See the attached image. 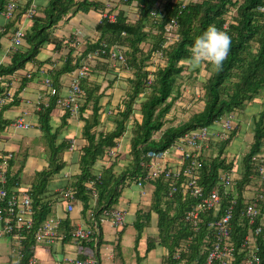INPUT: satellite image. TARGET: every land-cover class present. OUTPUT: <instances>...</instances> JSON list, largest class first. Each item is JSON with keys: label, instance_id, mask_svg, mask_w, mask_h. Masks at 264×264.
Wrapping results in <instances>:
<instances>
[{"label": "trees", "instance_id": "1", "mask_svg": "<svg viewBox=\"0 0 264 264\" xmlns=\"http://www.w3.org/2000/svg\"><path fill=\"white\" fill-rule=\"evenodd\" d=\"M115 1L122 3L121 0ZM9 2L15 3L17 8L13 18L7 21L11 23L17 21L18 28L24 24L25 35L23 43L13 48L16 50L9 56L7 64H0L1 98L12 89V82L9 79L6 80V77L15 76L19 71L24 70L28 63L38 62L37 57L44 47L49 45H55V48L59 46V49L63 47L59 45L54 30L68 15L87 14L90 11L101 12L105 9V6L97 1L48 0L45 4L34 5L35 14L31 19L26 20L24 14L31 8L32 3L25 4V7L22 6L23 8L21 7L18 12L17 9L20 8L17 5L18 0H0V14L4 12ZM122 5L128 8L133 7L134 13L126 11L124 7L116 14L113 22L106 18L102 19L96 26V31L101 36L87 49L97 50L103 45L109 48L113 45L118 46L125 58L123 66L133 71L134 78L127 79L128 86H125L126 92L119 106L111 110L113 111V130L109 133L95 134L94 130L99 125L101 109L99 100L102 94H99L100 86L88 78L96 70L105 69L108 66L106 56L109 52L89 62V76L81 84L83 94L79 100V119L84 121L82 134L85 145L80 152L79 173L76 175V180L68 184L63 191L75 192L76 200L81 201L83 205L82 213L91 211L92 216L87 226L95 229V224L99 226L103 210L117 205L127 183L132 182L137 185L140 181L142 186H152L150 211H152L151 215L154 212L158 218L160 244L170 250L168 264H178L173 259V255L179 244L190 236L194 238L189 246V253H183L182 257L186 259L187 264L193 262L203 264L204 256L200 255V246L205 232V223L211 219V215H209L210 218L201 217V230L195 234L193 228L183 221L194 199L184 198L181 192L175 193L171 199L167 198L169 182L165 181L164 176L145 180L148 172L146 168L148 160L145 155L149 150L167 149L184 133L200 127L212 126L225 115L243 110L247 103L264 95V0H136L122 3ZM113 10H116V7H113ZM171 20H174L177 25L175 31L171 32V35H175L176 38L167 43V27ZM210 25L226 31L232 39V44L222 70L215 71L211 66L204 64L202 68L204 76H200V68L194 71L184 61L191 55L190 48L196 36L202 34ZM7 29H9L8 32L12 29L10 24ZM75 58L70 50L66 60L61 61L57 70L45 71L55 89L60 76L72 77L76 74L80 62L78 63V59ZM45 62L38 66L37 73L46 67ZM149 74L152 75V81L148 84ZM184 75L200 78L198 84L202 93V108L183 124L165 129L158 140H153V136L161 132L164 127V117L182 98L184 86L179 80ZM31 77L27 75L22 77L16 95H19ZM56 96H50L48 106L38 112L40 129L50 156L47 169L35 173L31 186L27 188L31 197L34 222L32 228L24 232L25 239L22 242L24 264L31 256L38 228L50 214L51 205L44 199V195L51 177L63 169L64 164L59 156L68 146L64 141L57 144V134L49 125L51 109L56 101L53 97ZM5 109V107L0 108V118ZM88 109L90 113L87 112ZM65 114L71 117L68 112ZM7 129L9 126H0V133ZM128 133L131 135L129 151L124 154L120 150L115 157H109L108 151L115 147L117 139H122ZM233 134L231 133L232 137ZM230 139L231 137L225 142L214 145L215 156L205 158L203 154L200 158L199 185L205 192L215 187L219 172L234 170V161L229 162L226 156H223ZM263 152L264 112L254 124L253 141L242 158V169L239 168L237 172L234 190L230 192L228 198L223 200L221 206L222 212L229 200L235 199L232 240L236 249L248 232L251 230L250 232L253 233L256 226L260 224V216L252 227L242 219L241 213L247 192L258 195L257 206L260 215H264V178H260L254 161V158L262 155ZM9 162H13L12 158H8L6 179L9 183L6 182L5 187L11 191L15 186L20 188L22 183L18 179V174L9 177ZM98 175L100 178L96 180ZM93 180H95L94 185L90 189L88 186ZM92 190L96 194L95 202L92 199ZM150 211L140 214V221L136 223L139 236L143 224H147L152 217ZM63 223L67 229L70 228L71 223L68 217ZM72 228L67 236L69 240L72 239ZM263 235L264 230L260 236L256 237V244L261 249L259 254L261 264H264ZM80 243L93 248L96 252L101 239L95 235L88 242ZM151 248L153 244L149 246V249ZM236 255L238 259V251ZM96 257L98 253L95 259Z\"/></svg>", "mask_w": 264, "mask_h": 264}, {"label": "crops", "instance_id": "2", "mask_svg": "<svg viewBox=\"0 0 264 264\" xmlns=\"http://www.w3.org/2000/svg\"><path fill=\"white\" fill-rule=\"evenodd\" d=\"M89 1L100 2L105 6L104 11L68 15L59 24L58 28L54 30V34L58 37L56 39L59 45H63V47L61 49H59V46L55 48V45L44 47L37 57L38 62L28 63L25 69L19 71L15 76L6 77V80L9 79L12 82V89L4 95L5 104L2 106V108L5 107L6 109L1 114L0 126H9V129L0 133V161L7 157L8 165V158H12L13 162H9L10 175H8L10 177L18 174V179L22 183L20 188L22 189L28 190L27 188L31 186L34 174L47 169L49 163L50 151L41 132L38 119V112L46 108L51 99V95L48 96L44 86V79L48 78L45 71L57 70L61 65V61L66 60L70 50L72 55L76 57L75 59H78V63H81L85 55L93 51L87 48L90 47V44L98 41L101 36L96 31V26L104 19L103 16L114 15L115 17L125 7L122 3L115 0ZM18 2L17 5L20 8L17 11L20 12L21 7H25L27 3H33L37 6V4L47 3L48 0H18ZM113 7H116V10H113ZM125 10L134 13L133 7H125ZM9 24L10 28H12L10 32L7 29ZM23 25L20 27H23ZM18 26L17 21L11 23L0 14V64H7L9 56L16 50L11 45V37ZM42 62L47 65L37 73L36 70ZM106 63L108 66L105 69L96 70L88 78V80L100 86L99 94H102L99 100V106L101 107L99 125L94 130L95 134L109 133L113 130V111L111 110L119 106V102L126 92L125 86H128L127 79L134 78L133 71L119 64V62L108 59ZM202 68H204V65L200 67V76H204ZM24 75L32 77L23 86L19 95H16L17 87ZM69 80L70 77L67 75H62L58 78L57 96L53 97V99L56 98L55 106L51 109L49 121L53 132L57 134V144L64 141L68 145L67 149L59 156L60 161L64 165L59 173L51 177L44 195V199L48 200L51 205L50 214L46 221L58 222L59 239H56L53 243H44L38 242L35 235V243L32 245L31 252V256L35 259V264H72L75 259H82L91 254L95 257L97 253L96 264H168L170 250L160 244L158 218L154 212L151 215L152 211H150L153 188L149 185H144L143 188L137 187L132 182L125 185L121 197L117 205H115V208L125 212L124 225L120 228H114L108 219L100 217L99 226L96 224L98 226L96 237H100L101 244L96 252L91 247L83 246L82 243L67 239L72 226L74 227L75 224L87 226L91 218L90 210L85 214L82 213L83 205L81 201L76 200L74 211L68 214L65 203L58 198L60 192L67 188L68 184L76 180V175L79 173L80 152L85 145L82 134L84 121L79 119V117L67 116L66 112L57 104V100L66 95ZM109 84L111 85L109 86ZM3 85L5 86V83ZM250 105L257 106V109L255 111L246 110ZM120 107L122 108V106ZM89 109L87 112L90 113ZM263 112L264 95L262 102L257 98L247 103L243 110L234 113L235 127L232 132L234 134L223 155L226 156L229 162L232 160L235 164L236 160L242 159L248 152L253 141L254 124ZM17 118H22L29 125V128L27 130L11 128L10 124ZM211 128L215 131L217 127L212 125ZM238 138H241V147L239 146V149L235 152H229L228 149L231 148L235 139ZM153 140H158V138L156 139L153 136ZM71 142H74L72 151L69 150ZM116 142H120V150L126 154L130 149L131 135L128 133L122 139H117ZM239 151L240 153H238ZM238 170L239 167L234 166L236 173ZM251 195V193L247 192L245 199H250ZM149 211L152 217H150L147 224H143V229H141L139 236L136 223L140 221V214H145ZM67 217L71 223H69V229L63 223ZM1 227L2 224L0 223ZM9 244L10 252L6 255H0V264H11L15 261L12 250L17 249L14 248L17 246L16 243H12L9 237H3L0 240V251H2V247L5 249V245L9 246ZM151 244H153V248L149 249Z\"/></svg>", "mask_w": 264, "mask_h": 264}, {"label": "built area", "instance_id": "3", "mask_svg": "<svg viewBox=\"0 0 264 264\" xmlns=\"http://www.w3.org/2000/svg\"><path fill=\"white\" fill-rule=\"evenodd\" d=\"M136 0H121L122 3H129ZM16 4L9 2L4 12L2 13L5 20H10L15 15ZM35 14V6L32 3L31 8L24 14L26 20L31 19ZM104 18L109 21H114V15H104ZM176 22L171 20L167 27L166 40L169 43L176 36L171 35V32L176 29ZM23 27L15 30L11 37V45L19 46L24 40ZM107 52L108 55H107ZM108 57L109 60L117 61L119 64H125L123 52L116 46L107 47L103 45L97 50L88 52L80 63V67L76 74L70 77L66 95L57 100L58 106L65 112H68L71 117L78 118L80 113L79 100L81 98L82 89L81 84L89 76L90 66L89 62L101 56ZM152 81V75L149 74L147 78L148 84ZM44 86L47 93L55 96L57 90L52 86L49 78L44 79ZM5 104V98L0 97V108ZM235 114L230 113L225 115L218 122L213 124L217 127L214 131L211 127H200L195 130L188 131L177 138L173 144L165 150L154 151L149 150L145 157L148 162L146 168L148 172L145 180L164 176L165 181L169 182V191L167 198L171 199L175 193L181 192L185 197L194 199V203L189 206V209L184 215V223L193 228L195 234L201 230L202 216L211 219L205 223V232L200 246V255L204 256L203 264H261V257L259 256L261 249L256 244V237L260 236L264 230V215H260L257 194L252 193L250 199L244 202V209L242 210V219L246 220L247 225L252 227L255 221L260 216V224L256 226L253 233L250 228L248 234L236 249L232 240V221L234 218L235 199L229 200L228 205L221 212L223 200L228 198L230 192L234 190V181L237 178V173L234 170L221 171L217 179L215 187L205 192L203 187L199 185V178L201 173L200 158L205 154V158L213 155L215 143L226 141L230 132L234 130ZM10 127L15 130H27L29 125L23 121L22 118L15 119ZM74 149V142L70 143L69 150ZM120 142L115 143V147L108 151V156L113 158L120 151ZM172 160V162H170ZM177 161L179 163H177ZM257 172L261 179L264 178V154L254 158ZM7 169V157L0 161V240L3 237H9L12 243H16L17 249L12 250L15 256V261L11 264L23 263V245L25 239L24 232L32 228L34 222V215L31 204V197L28 190L15 186L9 191L5 185ZM100 176L96 178L98 180ZM260 179V180H261ZM94 181L89 183V188L92 189ZM139 188H143L142 183H137ZM94 190V189H93ZM91 191L93 202H95V191ZM59 200L66 205L67 213H71L75 209V192L72 190H64L59 194ZM92 216V215H91ZM108 219L114 228H120L125 222V212L119 208L105 209L102 216ZM210 218V217H209ZM95 224V223H94ZM241 224V223H239ZM96 225V224H95ZM58 222L45 221L36 232V239L38 242L53 243L58 236ZM97 226L95 229L90 226H83L75 224L71 237L75 242H88L96 235ZM194 236H190L186 241L181 242L176 248L173 259L178 264H187L186 259L182 257L183 253H189V246L192 243ZM264 245V235H263ZM238 251L239 258L237 259L236 252ZM26 264H35V259L30 256ZM72 264H96L95 257L87 255L82 259H75ZM192 264H196L193 262Z\"/></svg>", "mask_w": 264, "mask_h": 264}, {"label": "rangeland", "instance_id": "4", "mask_svg": "<svg viewBox=\"0 0 264 264\" xmlns=\"http://www.w3.org/2000/svg\"><path fill=\"white\" fill-rule=\"evenodd\" d=\"M204 74V72H203ZM182 85L184 86L182 90V98L179 99L171 112L164 117V127L162 128L161 132L156 133L154 136L155 138H159L162 135V132L170 127H176L184 122H186L193 114L198 112L202 108L201 103V89L199 88V77H188V75H184L179 80ZM178 81V82H179ZM259 101L262 102L263 95H260L258 97ZM257 109V106L250 105V107H247L246 110L249 111H255ZM232 132L228 135V137H231L232 139ZM229 139V138H228ZM227 139V140H228ZM232 141V140H231ZM241 138L235 139L230 149H228L229 152H235L239 149ZM225 142V141H222ZM216 144V143H215ZM229 144V143H228ZM228 146V145H227ZM226 146V150H227ZM241 147V146H240ZM215 149V148H214ZM240 153V151L238 152ZM235 166L242 169V159L235 161ZM7 248V249H6ZM10 252V244L9 246L5 245V249L2 247V251H0V255L9 254Z\"/></svg>", "mask_w": 264, "mask_h": 264}, {"label": "clouds", "instance_id": "5", "mask_svg": "<svg viewBox=\"0 0 264 264\" xmlns=\"http://www.w3.org/2000/svg\"><path fill=\"white\" fill-rule=\"evenodd\" d=\"M231 44L232 39L226 31L210 25L202 34L196 36L190 48L191 55L184 63L194 71L204 64L220 71L228 58Z\"/></svg>", "mask_w": 264, "mask_h": 264}]
</instances>
